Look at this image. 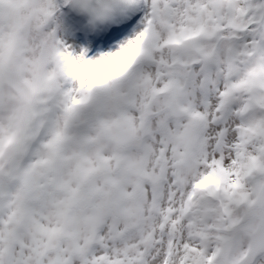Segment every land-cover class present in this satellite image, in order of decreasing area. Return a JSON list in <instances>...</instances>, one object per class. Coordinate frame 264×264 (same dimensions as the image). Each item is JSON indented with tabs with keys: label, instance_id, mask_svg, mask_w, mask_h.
<instances>
[{
	"label": "snow or ice",
	"instance_id": "6c2138e0",
	"mask_svg": "<svg viewBox=\"0 0 264 264\" xmlns=\"http://www.w3.org/2000/svg\"><path fill=\"white\" fill-rule=\"evenodd\" d=\"M58 17L0 0V264H264V0Z\"/></svg>",
	"mask_w": 264,
	"mask_h": 264
},
{
	"label": "clouds",
	"instance_id": "9594fccd",
	"mask_svg": "<svg viewBox=\"0 0 264 264\" xmlns=\"http://www.w3.org/2000/svg\"><path fill=\"white\" fill-rule=\"evenodd\" d=\"M60 32L74 22L79 30L95 31L108 24L125 4V0H58Z\"/></svg>",
	"mask_w": 264,
	"mask_h": 264
},
{
	"label": "bare ground",
	"instance_id": "6f19581e",
	"mask_svg": "<svg viewBox=\"0 0 264 264\" xmlns=\"http://www.w3.org/2000/svg\"><path fill=\"white\" fill-rule=\"evenodd\" d=\"M67 25H68L69 30L73 34H75V36H77L78 34H83V35L87 36L88 40H89L88 42L78 41L81 46L80 45L76 46L75 44L69 46L68 48L70 51L73 52V54L79 55L80 53H84L85 56L89 60H92V59H97L102 55H105L109 51V48L106 46V44L101 43L102 38L100 37L101 35H106L107 31H110L109 29L106 28V25L95 30V31L79 30V26L76 25L74 22H70ZM114 27H115V25H114ZM112 29H113V27H112ZM112 43L118 44L119 41H112Z\"/></svg>",
	"mask_w": 264,
	"mask_h": 264
},
{
	"label": "rangeland",
	"instance_id": "374dc122",
	"mask_svg": "<svg viewBox=\"0 0 264 264\" xmlns=\"http://www.w3.org/2000/svg\"><path fill=\"white\" fill-rule=\"evenodd\" d=\"M66 27V28H65ZM112 27H113V29H115L116 27H118L117 25H115V27H114V25H112ZM68 28V25L67 24H65L64 25V31L62 32V33H59V35H60V37H61V39L65 42V44H66V46L67 47H69V46H71V45H80L79 44V42L78 41H80V42H88L89 40H88V37L87 36H85V35H83V34H78L77 36H75V34H73L70 30H69V28ZM110 31L112 30V29H109ZM66 31V32H65ZM68 31V32H67ZM68 34V35H67ZM106 37V35H101L100 37L102 38L101 39V43H104L105 44V42H104V39H105V37ZM65 37V38H64ZM64 38V39H63ZM67 38V39H66ZM77 38V39H76ZM71 42V43H70ZM97 43V42H96ZM81 46V45H80Z\"/></svg>",
	"mask_w": 264,
	"mask_h": 264
}]
</instances>
